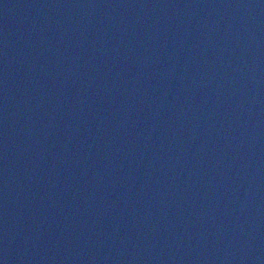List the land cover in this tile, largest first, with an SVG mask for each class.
Here are the masks:
<instances>
[{
	"label": "water",
	"instance_id": "95a60500",
	"mask_svg": "<svg viewBox=\"0 0 264 264\" xmlns=\"http://www.w3.org/2000/svg\"><path fill=\"white\" fill-rule=\"evenodd\" d=\"M0 264H264V0H0Z\"/></svg>",
	"mask_w": 264,
	"mask_h": 264
}]
</instances>
